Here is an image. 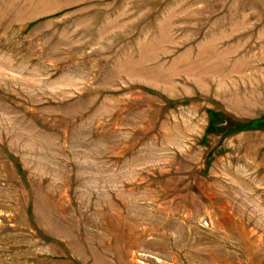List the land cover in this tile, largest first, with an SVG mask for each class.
Wrapping results in <instances>:
<instances>
[{"label": "rangeland", "instance_id": "obj_1", "mask_svg": "<svg viewBox=\"0 0 264 264\" xmlns=\"http://www.w3.org/2000/svg\"><path fill=\"white\" fill-rule=\"evenodd\" d=\"M0 264H264V0H0Z\"/></svg>", "mask_w": 264, "mask_h": 264}]
</instances>
